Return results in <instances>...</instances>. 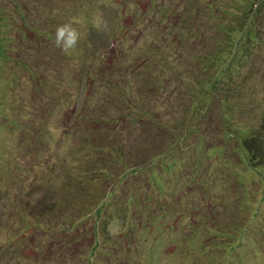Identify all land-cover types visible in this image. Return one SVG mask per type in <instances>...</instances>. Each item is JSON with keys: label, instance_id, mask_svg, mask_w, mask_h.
<instances>
[{"label": "rangeland", "instance_id": "rangeland-1", "mask_svg": "<svg viewBox=\"0 0 264 264\" xmlns=\"http://www.w3.org/2000/svg\"><path fill=\"white\" fill-rule=\"evenodd\" d=\"M260 2L0 0V264H264Z\"/></svg>", "mask_w": 264, "mask_h": 264}, {"label": "clouds", "instance_id": "clouds-1", "mask_svg": "<svg viewBox=\"0 0 264 264\" xmlns=\"http://www.w3.org/2000/svg\"><path fill=\"white\" fill-rule=\"evenodd\" d=\"M82 39V34L74 22L59 25L55 30L54 44L64 52L74 51Z\"/></svg>", "mask_w": 264, "mask_h": 264}, {"label": "trees", "instance_id": "trees-1", "mask_svg": "<svg viewBox=\"0 0 264 264\" xmlns=\"http://www.w3.org/2000/svg\"><path fill=\"white\" fill-rule=\"evenodd\" d=\"M260 5H263L264 6V0H261L260 2ZM246 32V31H245ZM249 36H252L251 34H249ZM245 37L241 38V43L243 42ZM240 46V45H239ZM239 50H240V47H238V49L236 48V51L234 53V56L235 57H238L239 56ZM243 49L240 50V52L242 51Z\"/></svg>", "mask_w": 264, "mask_h": 264}]
</instances>
